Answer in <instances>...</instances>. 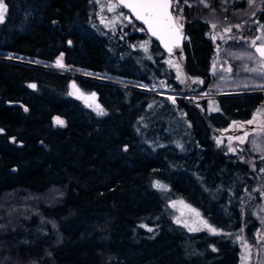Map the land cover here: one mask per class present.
Masks as SVG:
<instances>
[{
    "label": "trees",
    "instance_id": "obj_1",
    "mask_svg": "<svg viewBox=\"0 0 264 264\" xmlns=\"http://www.w3.org/2000/svg\"><path fill=\"white\" fill-rule=\"evenodd\" d=\"M4 3L0 264H240L246 240L258 248L252 207L262 203L264 158L238 156L214 131L252 118L263 93L187 96L159 42L141 47L149 35L136 20L107 29L95 0ZM184 28L176 56L201 92L217 40L202 16ZM59 59L70 73L30 65L58 68ZM164 85L186 94L148 89ZM175 198L198 207L216 233L175 224Z\"/></svg>",
    "mask_w": 264,
    "mask_h": 264
},
{
    "label": "rangeland",
    "instance_id": "obj_2",
    "mask_svg": "<svg viewBox=\"0 0 264 264\" xmlns=\"http://www.w3.org/2000/svg\"><path fill=\"white\" fill-rule=\"evenodd\" d=\"M95 1L99 6V10H101L99 13V21L107 29L113 31V29L124 25H131V29L134 28L133 20L120 6H117L113 11L108 10L109 6L116 4V0ZM206 3L208 4L207 7H205V4L200 3V0H188V3H185L184 0H179V3L176 4L177 14L182 17L179 21L184 23L185 16H202L210 23L213 30L212 35L217 40V44H215L216 52L211 58V74L208 87L201 92L195 91L199 87L197 86L198 84L196 85L193 82L196 80L192 79L190 81L185 75V72H183L181 56L177 57L175 54H168V62L173 66L178 82L182 83L184 87L183 91L187 90V96L201 101L204 98H214L215 95L247 94L255 93L258 88L264 89V76L260 75V72L264 69V65L255 57L257 54L254 49L255 47L250 46L251 40L256 37H260L257 41H264V27H262L264 26V21L257 19V13L264 11V0H254L251 6L248 4V0H242V2L241 0H206ZM233 3L236 5H241L242 3L244 4V8H233ZM216 8L219 9V13ZM181 9L182 12L180 11ZM121 13L123 15H119ZM192 14L195 15L192 16ZM229 28L231 31H226ZM150 40L151 38L149 36L143 45L147 47ZM242 42H248L252 51H243L236 47V45L238 46ZM228 44H232V46H228ZM61 63L63 65L62 60ZM56 67L62 69V71H67L64 65L60 67L56 64ZM245 68L260 69L257 72H252V74L256 73L252 75L249 73L250 71H245ZM229 69L231 70L229 71ZM73 88L72 93L90 107V109L100 110L95 95L93 96L92 93L82 92L78 88ZM148 89L159 94L162 93L170 96H182L186 94L182 91H174L165 85L159 87V89L156 87ZM262 93L264 94V92ZM57 120L63 121V124H65V121L59 118L54 119L55 124H59ZM249 121H252V123H248ZM229 132L232 135H229ZM245 132L248 133L246 137L244 136ZM214 137L216 143L219 140L220 143L218 144L228 148L229 151L238 154L242 158L248 157L249 161L252 158L261 159L264 157V100L252 118L248 120H233L226 128L216 129L214 131ZM229 137H232V139L230 140ZM237 137H244L243 142L237 139ZM163 186L166 189L168 188L165 184ZM261 195L262 203L252 207L254 218L260 224L258 248L257 246L252 247L246 240L243 244V257L240 264H253L255 261V264H264V192ZM168 205L175 224L177 223L188 230L190 228L196 229L194 231L208 230L205 223L211 226V228H214L207 223L200 209L194 207L187 200L175 198L170 200ZM11 222H14V220Z\"/></svg>",
    "mask_w": 264,
    "mask_h": 264
},
{
    "label": "snow or ice",
    "instance_id": "obj_3",
    "mask_svg": "<svg viewBox=\"0 0 264 264\" xmlns=\"http://www.w3.org/2000/svg\"><path fill=\"white\" fill-rule=\"evenodd\" d=\"M185 3H188V0H184ZM173 3H179V0H116V4L109 6L108 10L113 11L117 6H121L124 8L129 9L132 14L136 17L137 20L142 21L144 25L147 26V30L153 35L156 36L161 42L164 44L165 48L171 52L170 42H174L173 37H178L180 28L182 25H179V20L182 18L179 14L173 15V12L170 11L172 8ZM200 3L205 4V7L208 6L206 0H200ZM254 3V0H248V4L251 6ZM191 6V5H189ZM8 11L7 5L4 3V0H0V23H3L5 20V13ZM182 12V9L180 10ZM119 15H123L122 13ZM215 27V25H213ZM264 27V26H262ZM226 31H231V29H226ZM215 39V37H213ZM260 39V37H256L252 39L250 42L251 47L256 48V52L259 53L262 60H264V44L257 46L256 41ZM71 44V40L68 41ZM141 47H145V45H141ZM145 50H147L145 48ZM11 58V57H9ZM62 59V57H61ZM251 59V57H249ZM57 66L63 67L61 60H57ZM231 69H229L230 71ZM245 71L257 72L256 68H245ZM260 75L264 76V71L260 72ZM194 83L196 81H193ZM30 87H35L34 85H30ZM75 87V85H73ZM95 94L93 93V96ZM169 99H173L169 97ZM174 102V101H173ZM26 110V109H25ZM218 110V109H216ZM259 111V110H258ZM99 115H105L106 113L103 109H100L98 112ZM57 123L63 125V121L57 120ZM248 123H252L249 121ZM248 135L245 132L244 136ZM231 140L232 137H229ZM237 139L243 142L244 137H237ZM217 143H220L218 140ZM127 150V148H125ZM264 158V157H262ZM264 171V169H261ZM158 189H164L163 185L159 183L156 184ZM166 190V189H165ZM199 215V213H197ZM187 226V225H185ZM205 226L208 227V230L212 233H216V229L211 228L205 223ZM190 231H194L196 229H189ZM216 251L215 248L212 249Z\"/></svg>",
    "mask_w": 264,
    "mask_h": 264
},
{
    "label": "water",
    "instance_id": "obj_4",
    "mask_svg": "<svg viewBox=\"0 0 264 264\" xmlns=\"http://www.w3.org/2000/svg\"><path fill=\"white\" fill-rule=\"evenodd\" d=\"M121 7V6H120ZM122 9H125L128 13H129V15L131 16V18L132 19H135L136 21H138L143 27H144V30H146V32H147V34L150 36V38L152 39V40H154V41H158L159 42V44H160V46H161V48L163 49V51H165L167 54H175V55H180L181 53H183L184 52V50H183V45H184V43H185V41H187L188 39H187V37L184 35V34H182V32H181V28H180V32H179V35H178V37H173V40H174V42H170V47H171V52H169L168 51V49L167 48H165V46H164V44L161 42V40L160 39H158L156 36H153L148 30H147V26L146 25H144L143 23H142V21H140V20H137L136 19V17L132 14V12L129 10V9H127V8H124V7H121ZM170 11H171V9H170ZM259 45H261V44H258L257 43V46H259ZM255 49V51H256V48H254ZM257 53V52H256ZM259 54V53H258ZM30 65H32V66H35V67H38V66H40V67H44V68H47V69H52V70H54V71H58V72H60V71H62V69H58V68H55V67H47V66H44V65H40V64H30ZM62 72H65V73H70V72H67V71H62ZM73 74H75V75H78V74H76V73H73ZM82 75H84V74H82ZM82 75H80V76H82ZM84 76H86V77H88V78H91V79H93V78H95V79H99V78H97V77H92V76H87V75H84ZM238 133V132H237ZM236 133V134H237ZM229 135H232L230 132L228 133Z\"/></svg>",
    "mask_w": 264,
    "mask_h": 264
},
{
    "label": "flooded vegetation",
    "instance_id": "obj_5",
    "mask_svg": "<svg viewBox=\"0 0 264 264\" xmlns=\"http://www.w3.org/2000/svg\"><path fill=\"white\" fill-rule=\"evenodd\" d=\"M241 2H242V0H241ZM176 4L177 3H173V5H172V8H171V11L173 12V15L175 16V15H177V11H176V9H177V7H176ZM126 11V10H125ZM127 12V11H126ZM259 12H261V11H259ZM127 14H128V16L131 18V16L129 15V13L127 12ZM186 17V19H185V22L184 23H182L181 21H179V25H182V27H181V32H182V34H184L185 36H186V32H185V28H184V26H185V24L187 23V21H188V19H189V16H185ZM132 19V18H131ZM132 20H135V19H132ZM138 22V21H137ZM138 24L141 26V28L142 29H144V27L138 22ZM264 44V41L263 40H261V41H257L256 42V44ZM249 43L247 42H242L240 45H236V47L237 48H240V50H243V51H245V50H250V51H252L251 50V47L248 45ZM228 46H232V44H228ZM254 55H255V53H254ZM255 57L256 58H258L259 60H260V63L261 64H263L264 65V60H262L261 59V57H260V55L257 53L256 55H255ZM258 69H260V68H257V71H258ZM263 71H264V69H262ZM249 73H251L252 74V72L250 71ZM253 74H256V73H253ZM252 74V75H253ZM258 92H264V89L263 88H258V90H257ZM255 92V93H258V92Z\"/></svg>",
    "mask_w": 264,
    "mask_h": 264
}]
</instances>
